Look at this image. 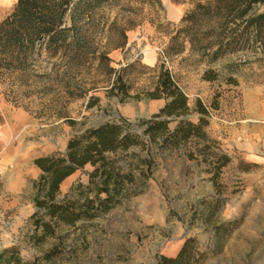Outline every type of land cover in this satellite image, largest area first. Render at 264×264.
I'll return each mask as SVG.
<instances>
[{"label": "rangeland", "instance_id": "rangeland-1", "mask_svg": "<svg viewBox=\"0 0 264 264\" xmlns=\"http://www.w3.org/2000/svg\"><path fill=\"white\" fill-rule=\"evenodd\" d=\"M16 3L0 0V24ZM161 4L162 11L145 9L140 26L127 34L126 48L110 54L112 67L118 70L138 62L132 77L136 91L131 94L135 95L156 76L141 67L163 66L186 94L191 110L197 103L205 107L206 132L218 144L213 153L230 159L216 185L212 178L217 171L203 159L189 161L185 149L166 154L158 159L143 193L124 200L85 229L82 224L61 227L60 239L49 238L37 247L29 239L28 221L36 211L31 187L32 193L23 200L30 207L26 213L20 207L23 202L19 206L11 205L10 198L0 200V254L16 247L23 263L157 264L163 256L175 257L186 240L196 239L197 252L204 256L201 264H264V63L260 57L244 54L207 67L189 48L167 57L170 39L193 6L172 0H161ZM208 70L217 73L219 80L204 81ZM93 77H87V88L98 91L65 105H49L33 97L19 101L24 108L16 107L7 101V87L0 85V119L7 118L9 133L19 137L21 146L35 147V155L53 157L63 155L69 141L87 129L121 117L131 123L148 120L165 105L162 100L147 99L119 103L106 97L102 78ZM91 97L100 101L87 109ZM189 119L197 123L199 116ZM92 170L88 165L69 177L60 198L74 185H86ZM50 252L57 255L45 260Z\"/></svg>", "mask_w": 264, "mask_h": 264}, {"label": "trees", "instance_id": "trees-1", "mask_svg": "<svg viewBox=\"0 0 264 264\" xmlns=\"http://www.w3.org/2000/svg\"><path fill=\"white\" fill-rule=\"evenodd\" d=\"M193 8L180 21L170 39L167 57L186 51L211 67L231 56L247 55L264 63V0H172ZM162 11L161 0H17L11 14L0 24V85L7 87V101L23 107L21 99L67 104L86 98L87 77L102 78L109 99L164 101L148 120L131 123L120 118L74 136L60 156L40 157L34 166L41 172L29 181L35 213L29 218V239L34 246L60 239L61 227L75 228L104 219L124 200L143 193L158 159L185 149L189 161L209 164L217 171L230 163L213 153L218 144L207 134V110L197 103L189 107L186 94L163 66L145 69L155 73L152 84L140 93L132 80L138 62L118 70L110 54L123 51L127 34L140 26L145 9ZM203 80L216 82L217 73L206 71ZM100 101L88 100L87 109ZM28 108L25 107V110ZM28 111V110H27ZM199 116L198 122L189 117ZM61 117V116H60ZM176 124L171 129L172 124ZM92 167L86 185H74L60 198L62 184L86 166ZM56 252L45 254L48 260ZM23 263L12 247L0 254V264ZM196 239H188L175 257H161L157 264H201Z\"/></svg>", "mask_w": 264, "mask_h": 264}, {"label": "crops", "instance_id": "crops-1", "mask_svg": "<svg viewBox=\"0 0 264 264\" xmlns=\"http://www.w3.org/2000/svg\"><path fill=\"white\" fill-rule=\"evenodd\" d=\"M10 130L11 125L7 118L0 119V200L10 198L13 201L11 205L19 206L23 202L20 207L26 213L30 207L23 200L32 193L28 182L37 180L41 175L33 162L43 156L35 155V147L26 149L21 146L22 141L18 136H11ZM33 212L31 209L30 215Z\"/></svg>", "mask_w": 264, "mask_h": 264}, {"label": "bare ground", "instance_id": "bare-ground-1", "mask_svg": "<svg viewBox=\"0 0 264 264\" xmlns=\"http://www.w3.org/2000/svg\"><path fill=\"white\" fill-rule=\"evenodd\" d=\"M6 1V0H5Z\"/></svg>", "mask_w": 264, "mask_h": 264}]
</instances>
